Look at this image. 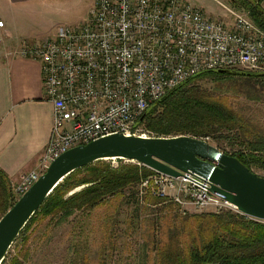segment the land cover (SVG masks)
Segmentation results:
<instances>
[{
  "label": "built area",
  "instance_id": "obj_1",
  "mask_svg": "<svg viewBox=\"0 0 264 264\" xmlns=\"http://www.w3.org/2000/svg\"><path fill=\"white\" fill-rule=\"evenodd\" d=\"M223 8L229 20L210 18L188 0H94L85 22L24 42L19 54L40 64L53 126L37 168L20 175L14 194H24L69 149L114 134L151 137L138 120L193 76L264 73V31L245 12ZM144 193L196 213L237 212L191 172L155 173L139 184Z\"/></svg>",
  "mask_w": 264,
  "mask_h": 264
},
{
  "label": "trees",
  "instance_id": "obj_2",
  "mask_svg": "<svg viewBox=\"0 0 264 264\" xmlns=\"http://www.w3.org/2000/svg\"><path fill=\"white\" fill-rule=\"evenodd\" d=\"M260 1L231 0L264 31ZM222 71L200 73L168 91L144 114L139 127L151 137L225 140L231 150L225 154L235 157L250 171L253 167L264 170V135L244 111L233 107L226 93L230 91L233 96L250 101L263 98L264 73ZM205 83H211L212 87ZM110 161H96L65 177L20 231L18 242L25 246L33 227L46 219L65 221L76 213L87 215L110 202L122 205L133 199L137 205L139 184L155 172L121 159H115L116 166ZM148 198L157 201L155 204L165 201L150 194ZM16 200L8 177L0 170V218ZM170 204L174 203L164 204L158 212L161 214L165 209L167 213ZM164 217L156 213L154 219L148 220L149 264H264L263 221L233 211L173 215L166 217L164 224L159 223ZM80 252L76 244L70 246L69 264L87 263ZM24 257L14 255L9 264H24ZM6 259L7 255L1 264Z\"/></svg>",
  "mask_w": 264,
  "mask_h": 264
},
{
  "label": "rangeland",
  "instance_id": "obj_3",
  "mask_svg": "<svg viewBox=\"0 0 264 264\" xmlns=\"http://www.w3.org/2000/svg\"><path fill=\"white\" fill-rule=\"evenodd\" d=\"M200 7L210 18L229 20L225 8L244 13L234 6L231 0H188ZM92 0H68L55 9V15L49 23V28L58 26H75L87 20V14L92 6ZM50 19V16H47ZM212 87L211 83H205ZM225 91V89H224ZM230 96V102L235 109H241L250 118L253 125L264 135V97L258 100H246L242 96ZM139 126V125H138ZM142 130V128H140ZM143 131V130H142ZM216 147L221 152H230V146L225 140L202 139ZM116 166L118 162L110 161ZM131 162H127L129 164ZM133 162L132 164H134ZM253 173L264 177V170L253 167ZM14 188V186H12ZM139 191V190H138ZM14 192V191H13ZM16 196V195H15ZM19 197L16 196V199ZM165 200V199H164ZM129 203H108L91 211L89 214L76 213L68 220L55 222L46 219L33 227L27 244L22 246L16 239L8 250L5 264H9L12 256L23 254L24 264H69L72 257L70 246L76 244L80 253L84 255L86 264H149L148 229L149 219L157 213L165 216L159 223L164 224L173 215L187 217L199 215L194 211L183 210L179 206L170 204V211L162 210L168 200L155 204L148 198V194L138 195L136 200ZM148 213V214H146ZM154 219V218H153ZM177 221H174L177 224ZM173 222L170 223L172 225Z\"/></svg>",
  "mask_w": 264,
  "mask_h": 264
},
{
  "label": "water",
  "instance_id": "obj_4",
  "mask_svg": "<svg viewBox=\"0 0 264 264\" xmlns=\"http://www.w3.org/2000/svg\"><path fill=\"white\" fill-rule=\"evenodd\" d=\"M115 159L135 162L171 178L194 173L208 181L211 194L229 202L237 213L264 222V177L235 157L190 136L145 138L114 134L61 154L6 211L0 218V264L20 231L65 177L96 161Z\"/></svg>",
  "mask_w": 264,
  "mask_h": 264
},
{
  "label": "crops",
  "instance_id": "obj_5",
  "mask_svg": "<svg viewBox=\"0 0 264 264\" xmlns=\"http://www.w3.org/2000/svg\"><path fill=\"white\" fill-rule=\"evenodd\" d=\"M66 1L0 0V170L12 186L37 168L53 126L40 64L19 52L24 42L55 36L57 27L49 28L54 7ZM260 6L264 10V0Z\"/></svg>",
  "mask_w": 264,
  "mask_h": 264
}]
</instances>
